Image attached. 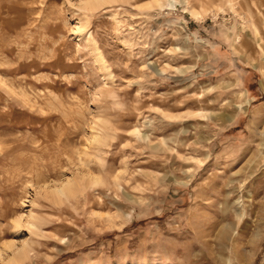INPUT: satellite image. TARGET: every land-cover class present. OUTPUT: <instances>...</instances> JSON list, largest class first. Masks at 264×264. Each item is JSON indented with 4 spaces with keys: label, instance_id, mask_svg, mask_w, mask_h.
Here are the masks:
<instances>
[{
    "label": "rangeland",
    "instance_id": "374dc122",
    "mask_svg": "<svg viewBox=\"0 0 264 264\" xmlns=\"http://www.w3.org/2000/svg\"><path fill=\"white\" fill-rule=\"evenodd\" d=\"M81 3L0 0V251L264 264V0Z\"/></svg>",
    "mask_w": 264,
    "mask_h": 264
},
{
    "label": "bare ground",
    "instance_id": "6f19581e",
    "mask_svg": "<svg viewBox=\"0 0 264 264\" xmlns=\"http://www.w3.org/2000/svg\"><path fill=\"white\" fill-rule=\"evenodd\" d=\"M109 1L110 0H82V3L80 6H82V8H85L87 6H91L92 8H94L93 6H95V5L96 6L97 5L98 6L104 5V4H107ZM261 137H262V135H261ZM92 140H93V142H99L100 137L98 135H95L92 138ZM90 178H92V177H90ZM79 180H80V178L72 177L70 179H66V180L60 182V184L58 186H51L52 193L54 194V196H59V198L60 197H67L69 194L73 193V190H74V188L77 185ZM36 221H37L36 217L34 216V214L31 213V215L29 216V221H27L26 226H25L26 230L30 234H34L35 231L38 230L37 226H36ZM108 221L112 222L111 216L108 217ZM16 228H18L19 230L22 228V221L21 220H18L16 222ZM30 248H31V245L27 240L20 243V244L9 245V246H6V249H2L0 251V258H2L6 264H19V263H21L22 260H24L27 256H29L28 253L30 251ZM6 250H11L9 255L7 253L8 251H6ZM26 259H28V257Z\"/></svg>",
    "mask_w": 264,
    "mask_h": 264
}]
</instances>
